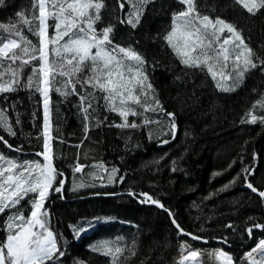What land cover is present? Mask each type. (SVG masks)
Wrapping results in <instances>:
<instances>
[{"label":"trees","instance_id":"16d2710c","mask_svg":"<svg viewBox=\"0 0 264 264\" xmlns=\"http://www.w3.org/2000/svg\"><path fill=\"white\" fill-rule=\"evenodd\" d=\"M103 2L105 8L101 10L97 30L108 23L115 24L111 34L113 42L131 44L147 61L145 68L156 98L167 112L175 113L176 139L169 144L160 143L171 136L166 112L146 113L156 122L136 129L110 127L122 120L106 109L99 92L88 110L87 120L78 107L77 96L62 97L51 93L53 162L66 182L64 199H60L59 194L52 195L45 207L50 209L51 228L65 252L59 264H169L182 241L195 246L222 247L239 263L259 238L264 237V231L259 229H253L251 239L244 231L253 223L264 224V198L248 189L245 182L247 176V182L259 192L264 191V125L259 120L256 124L241 123L242 119L249 118V112L264 116V108L260 106L264 103V73L259 67L250 69L234 92H221L205 73L186 69L163 40L170 30L172 13L182 9L175 0L149 3L136 29L118 23L117 18L122 14L116 0ZM32 4L33 0H4L0 5V24L22 28L23 34L38 48L37 38L16 15L23 11L26 17L34 16ZM196 4L201 15L219 17L233 24L255 53L253 60L257 57L264 60V9L252 15L234 0H196ZM124 11H129V5L125 4ZM52 23L49 20V24ZM52 34L53 29L49 28V36ZM7 63L5 61V65ZM29 75L31 66H25L23 80ZM41 100L38 93L24 89L0 94V110L7 109L5 116L16 132L13 137L0 129V136L13 148L22 149L12 151L0 142V155L17 161L40 159L43 162L35 155L42 151V139H38L43 123ZM141 119L129 116V123L135 120L140 124ZM98 121L103 123L97 127ZM173 159L181 171H171ZM77 162L86 167L74 174L72 168ZM97 164L109 170L115 166L120 170L118 177L126 173L124 183L99 186L107 184L108 172L93 167ZM244 168L255 171L249 175ZM238 174L234 184L220 191ZM60 179L57 178V184ZM73 180L98 186L73 192L70 191ZM129 190L147 192L159 199L185 232L207 242L178 235L167 212L155 205L139 203L127 195ZM209 194H213L211 198H207ZM7 214L6 210L0 215V229ZM24 214H29L27 207ZM94 218H105L107 222L97 223L81 233L79 239H74L70 226H79L84 220ZM228 224L233 227H226ZM5 237L6 232L0 230V242ZM225 237L226 244L223 243ZM117 240L121 242L110 245L115 259L91 250L101 241ZM117 246L121 247V253H115Z\"/></svg>","mask_w":264,"mask_h":264},{"label":"snow or ice","instance_id":"6c2138e0","mask_svg":"<svg viewBox=\"0 0 264 264\" xmlns=\"http://www.w3.org/2000/svg\"><path fill=\"white\" fill-rule=\"evenodd\" d=\"M154 2L155 0H116V6L122 14L117 18L118 23L136 29L146 6ZM175 2L181 5L182 9L172 13L171 27L163 36V40L186 69L205 73L221 92H234L250 69L259 67L264 73V60L258 57L256 61L253 60L255 53L233 24L219 17L212 20L208 15H201L197 10L196 0H175ZM3 3L4 0H0V5ZM234 3L252 15L264 9V0H234ZM125 4L129 5L127 12L124 11ZM32 7L36 12L34 16L26 17L23 11L16 15L27 27V31L37 38L38 48L23 34L22 28L0 24V29H3V32H0V94L24 89L34 91L41 96L43 123L41 136L38 139H42V151L35 155L41 157L43 162L40 159L17 161L0 155V215L5 214L6 210L8 213L5 224L0 229L6 232L5 240L0 242V264H49V262L59 264L65 255L57 240V234L51 228L50 209L45 207L52 195L59 194V198L64 199L66 182L63 178L64 174L57 170L53 162L54 137L50 122L52 92L62 97L77 96L80 102L78 107L82 110L85 120L89 115L88 110L93 107L92 101L99 92L106 109L116 113L122 120L121 123L109 125L110 127L136 129L156 122L150 120L146 113L157 110L166 112L170 118L171 136L170 139H163L160 143L169 144L176 139L175 113L167 112L156 98L145 68L147 61L131 44L125 46L113 42L111 34L114 32L115 24L108 23L97 30L96 24L101 20V10L105 8L103 0H33ZM49 20L53 23L49 24ZM49 28L53 29L51 37ZM225 32L228 33L227 37L221 39ZM5 61L8 62L6 65ZM25 66H31V75L26 81L22 77ZM230 80L232 84H228ZM149 100L152 102L148 103ZM260 106L264 108V103ZM137 108L140 109L139 112ZM6 111L7 109L0 110V129L14 137L16 132L5 116ZM247 115L249 118L242 119V124H256L259 120L264 125V116L258 117L252 112ZM129 116L142 117L140 124L135 120L129 123ZM16 123L19 124L18 118ZM101 123L103 121H98L96 126ZM87 130L85 124V133ZM149 137L151 138L150 133ZM0 142L12 151L22 150L13 148L3 136H0ZM155 163L158 164L159 160ZM171 163L173 173L182 170L178 169L175 159ZM85 167L86 165L77 162L72 171L74 174L80 173ZM93 167L108 172L107 184L101 183L99 186L122 184L127 175L120 174L118 177L120 170L115 166L110 170L103 164ZM243 171L252 175L255 169L244 168ZM90 175L96 174L90 173ZM58 177L61 179L57 184ZM238 178L239 174L220 191H226ZM245 182L246 187L253 193L258 191L252 183L247 182V176ZM96 186L98 185L76 183L73 180L70 191L76 192L84 187ZM104 195H115V193H104ZM127 195L137 199L141 204L155 205L167 212L178 235L189 236L192 240L202 239L200 236L185 232L177 223L174 214L149 193L129 190ZM211 195L213 194H209L207 198H211ZM259 196L264 198V191H260ZM26 207L29 213L27 216L24 214ZM103 222L107 220L94 218L84 220L79 226H70L74 239H79L81 233ZM226 227L233 226L228 224ZM254 228L264 231V224L253 223L244 229L250 239ZM120 242L119 240L101 241L92 246L91 250L115 259L110 245ZM227 242L225 237L223 243ZM186 247L190 246L181 244L182 249ZM121 252V247H115V253ZM198 255L196 250H192L184 260L195 259ZM216 255L223 264H233V258L227 252L217 250ZM243 259L250 264H264V239H259L258 243L245 253Z\"/></svg>","mask_w":264,"mask_h":264},{"label":"rangeland","instance_id":"374dc122","mask_svg":"<svg viewBox=\"0 0 264 264\" xmlns=\"http://www.w3.org/2000/svg\"><path fill=\"white\" fill-rule=\"evenodd\" d=\"M210 19L215 20L216 18L210 17ZM227 35L228 33L225 32L224 35L221 37V39L227 37ZM228 84H232V83H228ZM259 239H264V237H261ZM182 243L190 247H186L185 249H182L180 246L178 252L173 256L169 264H223V261L216 255L217 250H222L224 252H227L229 255H231L228 251L224 250L222 247L195 246L188 241H182ZM192 250H196L199 253V255L195 259L190 258L189 260H184V257L189 255V252ZM257 258H259L258 255ZM233 264H250V262L245 261L242 258L240 262L237 263L233 259Z\"/></svg>","mask_w":264,"mask_h":264},{"label":"water","instance_id":"95a60500","mask_svg":"<svg viewBox=\"0 0 264 264\" xmlns=\"http://www.w3.org/2000/svg\"><path fill=\"white\" fill-rule=\"evenodd\" d=\"M193 235H194V234H193ZM199 241H200V242H204V241H206V239H203V238H202V239H201V240H199Z\"/></svg>","mask_w":264,"mask_h":264},{"label":"bare ground","instance_id":"6f19581e","mask_svg":"<svg viewBox=\"0 0 264 264\" xmlns=\"http://www.w3.org/2000/svg\"><path fill=\"white\" fill-rule=\"evenodd\" d=\"M139 111H140V110H139ZM256 194H259V191H257Z\"/></svg>","mask_w":264,"mask_h":264}]
</instances>
